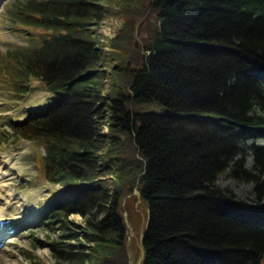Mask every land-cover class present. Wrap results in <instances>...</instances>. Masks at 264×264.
Masks as SVG:
<instances>
[{"label": "trees", "instance_id": "trees-1", "mask_svg": "<svg viewBox=\"0 0 264 264\" xmlns=\"http://www.w3.org/2000/svg\"><path fill=\"white\" fill-rule=\"evenodd\" d=\"M6 8L9 26L30 35L6 49L0 67L16 91L37 79L50 93L8 133L42 144L45 179L63 185L39 213L59 229L51 264H129L121 202L135 185L148 205L140 264H264V205L216 179L252 181L264 196V0H10ZM112 16L121 23L106 50L96 25ZM144 16L137 56L134 25ZM129 47L138 66L125 62ZM152 101L163 110L134 108ZM73 212L84 222L69 219Z\"/></svg>", "mask_w": 264, "mask_h": 264}, {"label": "rangeland", "instance_id": "rangeland-1", "mask_svg": "<svg viewBox=\"0 0 264 264\" xmlns=\"http://www.w3.org/2000/svg\"><path fill=\"white\" fill-rule=\"evenodd\" d=\"M9 1L0 0V56L8 48L18 45L26 46L30 35L26 27L13 28L4 20ZM143 19L145 16L134 25L133 44L138 47L137 51L134 50L137 56L144 52L141 36L146 33V30L140 26ZM120 23V17L112 16L101 19L97 24L99 28L97 36L103 44V49H110L112 38ZM31 32L29 30V33ZM127 50L125 62L128 65L138 66L140 63L135 61L139 57H129V53L133 50L130 47ZM27 84H29L28 90L16 91L11 73L6 76L3 68L0 67V191L2 192L0 208L4 209L6 216L25 215V219L20 224H16L13 228H6L8 232L2 235L0 264H32L29 256L40 263H53L55 257L49 249L48 242L50 238L59 234V229L47 228L39 219L40 209L48 203L53 193L60 192L63 188L61 183H52L46 180L42 173V159L45 153L43 145L35 139L22 138L13 141L8 133L12 131L9 124L12 120L21 121L28 109L43 107L49 100L50 93L41 81L31 79V81H27ZM134 108L135 110H163L162 106L154 101L136 104ZM257 141L264 142L263 139ZM250 163L251 156L247 157L245 164L250 167ZM216 179L220 186H228L239 198L250 202V204L264 205V196L259 201L252 181H236L226 173H220ZM134 189L135 187L131 193H125L121 202L125 230L127 231L126 248L127 254H129V264H139L142 259L141 237L148 218V205L140 199ZM68 218L80 223L84 222L83 217L75 212ZM10 228L12 229L10 230ZM63 264L67 263L63 262Z\"/></svg>", "mask_w": 264, "mask_h": 264}, {"label": "bare ground", "instance_id": "bare-ground-1", "mask_svg": "<svg viewBox=\"0 0 264 264\" xmlns=\"http://www.w3.org/2000/svg\"><path fill=\"white\" fill-rule=\"evenodd\" d=\"M0 196H2V192L0 191ZM7 219V222H4V220ZM25 219V215L23 214H19V215H9V216H6L5 215V211L4 209L1 207L0 208V241L2 239V235L5 233V232H8V226L9 227H12L15 226L16 224H20L23 220ZM3 221V222H1Z\"/></svg>", "mask_w": 264, "mask_h": 264}, {"label": "water", "instance_id": "water-1", "mask_svg": "<svg viewBox=\"0 0 264 264\" xmlns=\"http://www.w3.org/2000/svg\"><path fill=\"white\" fill-rule=\"evenodd\" d=\"M134 190L136 191L137 194L139 193L136 186H135V189ZM142 250H143V247H142Z\"/></svg>", "mask_w": 264, "mask_h": 264}]
</instances>
